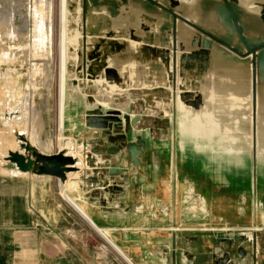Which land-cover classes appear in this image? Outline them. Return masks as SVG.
Returning a JSON list of instances; mask_svg holds the SVG:
<instances>
[{
    "label": "rangeland",
    "instance_id": "rangeland-1",
    "mask_svg": "<svg viewBox=\"0 0 264 264\" xmlns=\"http://www.w3.org/2000/svg\"><path fill=\"white\" fill-rule=\"evenodd\" d=\"M47 1L48 44L42 46L37 22L28 20L26 0H0V16L15 28L0 30V53H10L7 60L0 56V91L5 87L1 74L8 70L21 76L18 84L27 90L26 109L21 101L6 116L27 125V137L22 136L39 154L56 155L72 143L69 149L80 165L68 188L56 178L28 174L39 181L32 206L43 215L39 228L47 251L66 252L69 264H130L101 231L131 264H264V132L257 143L254 190L250 131L241 119L228 126L222 116L229 130L221 132L222 123L209 122L210 113L193 115L200 121L194 127L182 112L175 137L173 126L167 131L164 126L173 119L165 113L166 106H173L170 96L165 101L158 94L150 104L129 89L127 98H108L102 104L96 98L87 106L66 78L61 125V0ZM33 4L43 7L40 0ZM68 75L75 72L66 69ZM200 84L201 92L217 90L206 79ZM95 109L106 124L91 127L90 165L80 156L76 131L87 129L79 121L85 110Z\"/></svg>",
    "mask_w": 264,
    "mask_h": 264
},
{
    "label": "water",
    "instance_id": "water-1",
    "mask_svg": "<svg viewBox=\"0 0 264 264\" xmlns=\"http://www.w3.org/2000/svg\"><path fill=\"white\" fill-rule=\"evenodd\" d=\"M66 10L80 12L82 36L79 60H66L67 73L75 72L66 77L67 84L72 83L87 106L96 98L101 104L108 98H127L129 89L148 102L158 94L165 101L170 96L173 106H166L165 113L173 119H164V126L166 131L173 126L175 137L182 112L194 127L200 121L192 116L203 111L210 113L211 123H222V116L228 126L241 119L250 131L255 190L257 143L264 132L259 125L264 123V0H66ZM205 79L217 90L199 91ZM84 112L79 122L87 129L76 131V137L82 160L91 165L87 139L91 127L102 128L106 119L100 109ZM225 129L229 127L222 123L217 130ZM16 137L20 148L9 152L7 169L53 177L62 184L69 175L80 174L79 160L68 154L65 144L59 154L45 156L25 136Z\"/></svg>",
    "mask_w": 264,
    "mask_h": 264
},
{
    "label": "crops",
    "instance_id": "crops-1",
    "mask_svg": "<svg viewBox=\"0 0 264 264\" xmlns=\"http://www.w3.org/2000/svg\"><path fill=\"white\" fill-rule=\"evenodd\" d=\"M20 77L15 78L11 70L1 74L5 87L0 91V117L5 125L0 128V264H69L66 252L46 249L47 238L39 228L44 218L37 206H32L39 181L6 168L9 152L20 148L16 135L27 137L28 131L26 124L22 126L6 116L21 101L26 109L27 90L20 88Z\"/></svg>",
    "mask_w": 264,
    "mask_h": 264
},
{
    "label": "bare ground",
    "instance_id": "bare-ground-1",
    "mask_svg": "<svg viewBox=\"0 0 264 264\" xmlns=\"http://www.w3.org/2000/svg\"><path fill=\"white\" fill-rule=\"evenodd\" d=\"M35 1L36 0H26V3H27L26 4L27 5L26 8L29 11L28 20L30 19V21L33 22L34 24L37 22V24H38V27H37L38 36L39 37L41 36V45L45 46L46 44H48V31H49V22H48L49 20H48V14L46 12V10H47L46 6L48 4V1L47 0H40V2L43 4V7L41 9L40 8L36 9V7L33 4ZM32 4H33L34 7L32 6ZM11 11L12 10H10V12ZM80 19H81L80 12L78 11L76 13H69L68 14V12L66 10V0H61V41H60V55H61V71H60L61 72L60 73L61 74V79H60L61 80L60 81L61 101H60V104H61V109L59 111L60 112L59 113L60 114L59 118H60L61 125H62L63 120H64V92H65V81H66V77H65L66 60L69 57V60L71 62H77V60H79L78 59L79 58L78 57V53L80 52V50L82 48V40H81L82 36H81V32L79 30ZM72 24H75L77 26V29H75V30L69 29L68 30V25H72ZM35 26L36 25H34V26L32 25V27H35ZM13 29H15L14 26L11 23H9V21H6L4 23L2 17L0 16V30L9 31V30H13ZM35 29H36V27H35ZM33 30H34V28H33ZM13 36H15V35H13ZM34 37H35V35L33 37H31V38L34 39ZM68 51H69V53H68ZM1 52H2V53H0V56L2 58L1 60H5V59L7 60L8 57H9L8 54H10V53L6 52V51H2V50H1ZM11 57H12V55H11ZM31 73H32V71H31ZM33 86H32V88H33ZM102 87L104 88V86H102ZM148 94H151V92H148ZM32 95H33V93H32ZM32 131H33V126H32ZM59 143H60L59 145H62V142H59ZM71 146H72V143L67 144V146H66L67 147L66 149L68 150L67 152H68V154H70L72 156H75L74 150L72 151V150L69 149V147H71ZM61 149H62V146H61ZM59 153H60V151H59ZM71 177H73V176L69 175V179ZM71 185L72 184H70L69 181L64 184V186L66 188L71 187ZM66 191H67V189H66ZM66 191L65 192L62 191L65 197H66ZM74 207L87 220L86 215L83 212V210L78 205H75ZM87 221L90 223L89 220H87ZM99 232L108 241V243H110V245L113 246L120 253V255H122L131 264V262L126 258V256L123 254V252L120 251L115 245L112 244V242L109 240L107 234L105 232H101V231H99ZM72 237H74V236H72Z\"/></svg>",
    "mask_w": 264,
    "mask_h": 264
}]
</instances>
